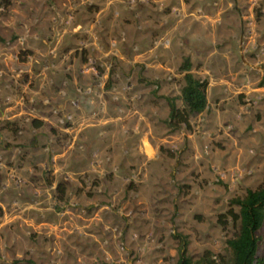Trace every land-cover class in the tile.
Wrapping results in <instances>:
<instances>
[{
    "label": "rangeland",
    "instance_id": "1",
    "mask_svg": "<svg viewBox=\"0 0 264 264\" xmlns=\"http://www.w3.org/2000/svg\"><path fill=\"white\" fill-rule=\"evenodd\" d=\"M249 2L0 0V264L225 254L231 201L264 177V29L238 52ZM184 58L208 106L173 131ZM35 85L53 91L47 109L21 96ZM12 95L26 113L15 122Z\"/></svg>",
    "mask_w": 264,
    "mask_h": 264
},
{
    "label": "trees",
    "instance_id": "2",
    "mask_svg": "<svg viewBox=\"0 0 264 264\" xmlns=\"http://www.w3.org/2000/svg\"><path fill=\"white\" fill-rule=\"evenodd\" d=\"M179 71L183 74L181 104L178 106L174 99H167L166 124L173 131L189 128L191 119L202 114L208 106V83L192 73L189 58L183 59ZM230 205L237 209L236 213L228 212L236 223V232L226 241L225 254L204 252L194 258L181 251V246L176 264H264V235L261 233L264 230V177L255 189L248 190L242 198L233 199Z\"/></svg>",
    "mask_w": 264,
    "mask_h": 264
},
{
    "label": "crops",
    "instance_id": "3",
    "mask_svg": "<svg viewBox=\"0 0 264 264\" xmlns=\"http://www.w3.org/2000/svg\"><path fill=\"white\" fill-rule=\"evenodd\" d=\"M257 1L258 0H250V2L248 3L249 7L247 9V13H246L247 17H246V19H247V24L249 25V30H250L251 36L249 37L247 48L240 49V47H239V49H238V52H239L241 57H243V55L246 52H248L247 53L248 56H251V54H253L252 53L253 50H255L254 49L256 47L255 43L257 41H259L258 40L259 33H256L254 28L257 27L258 28L257 30L260 31V32H262L263 29H264V0L262 1V3H260L261 5L260 4L258 5L259 8L261 6L260 12L262 13V15L260 14V12H258V17H255L254 13H253V8L256 6ZM262 36L264 37V31H263V35ZM75 38H77V35H73L71 37L72 40L75 39ZM42 42L45 43V41H42ZM260 42H263V44H264V40L263 41L260 40ZM44 47L46 48V46H44ZM249 47H250V49H248ZM67 48H69V47H66V50H67ZM260 51L264 52V45L261 46ZM70 53H71V51L69 50V52L65 55V57L69 56ZM119 56L122 59L124 57L122 54L119 55ZM74 65H76V61H75ZM87 68H88V64L82 63V68L80 70H83V71L85 70V72L89 73L90 69H87ZM28 72H32V71L29 70ZM30 76H32V75L29 74V77ZM52 92L53 91H50L49 88H48V91H46L42 85H39L37 87L35 85L31 89H29V87L28 88L24 87L22 89L21 96H24L26 99H32V100L36 101L37 102L36 104L38 106L37 109H40V107H42V105H43V107H45L44 109H47L46 108L47 104L53 102V96L52 95H54V93H52ZM44 93H45V95H46V93H48V95H47L48 98H44L43 97ZM12 99L13 100H10L9 102L12 101V103H14V105L12 107L11 106H8V107L6 106L5 110H6L7 113L4 114V115H7V117H6L7 120H10L11 122H15V121H19L21 119V116L26 115V113H24V108H23V105H22V102H21V100L23 98L20 97V98L17 99V97L15 95H12ZM72 101L73 100H71L70 103ZM18 106H20V109L17 111L16 109H17ZM37 112H40V111L37 110ZM48 120H50V117H48V115H45V113H41L38 116V121L39 122H37L36 120L33 121L34 122L33 127L39 128L42 125V123H41L42 121L47 123Z\"/></svg>",
    "mask_w": 264,
    "mask_h": 264
},
{
    "label": "built area",
    "instance_id": "4",
    "mask_svg": "<svg viewBox=\"0 0 264 264\" xmlns=\"http://www.w3.org/2000/svg\"><path fill=\"white\" fill-rule=\"evenodd\" d=\"M69 119H71V117H64V120L68 121ZM64 120H61L60 123H63Z\"/></svg>",
    "mask_w": 264,
    "mask_h": 264
}]
</instances>
